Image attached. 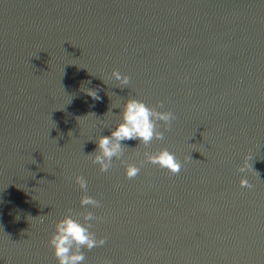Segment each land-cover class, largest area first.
<instances>
[{
  "label": "water",
  "instance_id": "95a60500",
  "mask_svg": "<svg viewBox=\"0 0 264 264\" xmlns=\"http://www.w3.org/2000/svg\"><path fill=\"white\" fill-rule=\"evenodd\" d=\"M127 96L175 115L121 142L132 178L91 156ZM85 211L105 242L83 264H264V0H0V264H57L55 222Z\"/></svg>",
  "mask_w": 264,
  "mask_h": 264
},
{
  "label": "clouds",
  "instance_id": "9594fccd",
  "mask_svg": "<svg viewBox=\"0 0 264 264\" xmlns=\"http://www.w3.org/2000/svg\"><path fill=\"white\" fill-rule=\"evenodd\" d=\"M112 77L118 81L119 85H127L129 76L121 74L116 69L112 70ZM105 83V81H104ZM83 91L94 99H99L96 88H83ZM157 105L162 106L163 101H157ZM119 107V106H114ZM119 119L115 126L110 129L108 135H98L95 139L96 147L91 152L92 161L99 165L101 172L108 170L113 163V157L120 159L124 148L127 145L122 144V141L134 139L138 140L139 144L147 146L153 139H162L164 133L160 130L158 121L163 122L166 129L169 122L175 119V115L170 110H158L157 107L149 106L143 100L135 96H127L122 107H119ZM110 111V109H109ZM71 135V132H69ZM144 160L150 163L157 164L160 168L167 169L170 173H177L182 162L176 155L169 151L167 147H161L155 151H148L147 147L143 152ZM191 159L190 156L185 160ZM250 157L245 156L242 163L238 165V170L244 172L246 169L253 170L249 163ZM124 174L128 178H132L140 171L139 163L125 162ZM258 174V173H257ZM76 183L81 189L86 188L85 179L77 175L75 177ZM239 184L243 187L251 188L252 185L245 176H241ZM80 204L99 206L100 201L90 195H82L80 197ZM71 213V209H69ZM83 222L76 219L72 214H66L61 219L57 220L54 225V231L48 238V244L51 247L53 255L56 257L57 264H83L85 256L81 247L92 249L94 246L103 245L105 238L103 236L97 237L90 229L92 227L91 221L96 219L93 212H83ZM16 219H19L17 216ZM105 264H111L110 261H105Z\"/></svg>",
  "mask_w": 264,
  "mask_h": 264
}]
</instances>
